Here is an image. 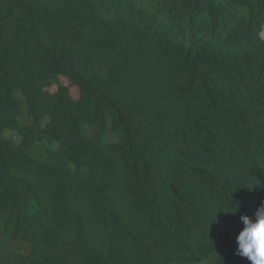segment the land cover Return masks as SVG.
<instances>
[{
	"label": "trees",
	"instance_id": "16d2710c",
	"mask_svg": "<svg viewBox=\"0 0 264 264\" xmlns=\"http://www.w3.org/2000/svg\"><path fill=\"white\" fill-rule=\"evenodd\" d=\"M262 202L264 0H0V264H250Z\"/></svg>",
	"mask_w": 264,
	"mask_h": 264
},
{
	"label": "clouds",
	"instance_id": "9594fccd",
	"mask_svg": "<svg viewBox=\"0 0 264 264\" xmlns=\"http://www.w3.org/2000/svg\"><path fill=\"white\" fill-rule=\"evenodd\" d=\"M242 230L236 237V254L250 264H264V202L252 218L241 216Z\"/></svg>",
	"mask_w": 264,
	"mask_h": 264
},
{
	"label": "rangeland",
	"instance_id": "374dc122",
	"mask_svg": "<svg viewBox=\"0 0 264 264\" xmlns=\"http://www.w3.org/2000/svg\"><path fill=\"white\" fill-rule=\"evenodd\" d=\"M71 93L72 95L76 96L77 95V90L75 88L71 89ZM5 138L12 141L13 143H17L18 142V137L16 134L11 133V132H7L5 133Z\"/></svg>",
	"mask_w": 264,
	"mask_h": 264
}]
</instances>
